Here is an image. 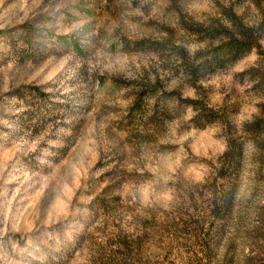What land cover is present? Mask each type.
Instances as JSON below:
<instances>
[{
  "label": "rangeland",
  "instance_id": "rangeland-1",
  "mask_svg": "<svg viewBox=\"0 0 264 264\" xmlns=\"http://www.w3.org/2000/svg\"><path fill=\"white\" fill-rule=\"evenodd\" d=\"M0 264H264V0H0Z\"/></svg>",
  "mask_w": 264,
  "mask_h": 264
},
{
  "label": "trees",
  "instance_id": "trees-1",
  "mask_svg": "<svg viewBox=\"0 0 264 264\" xmlns=\"http://www.w3.org/2000/svg\"><path fill=\"white\" fill-rule=\"evenodd\" d=\"M230 17L232 19L231 26L212 25L206 30H197V33L205 32L209 40H215L217 38L223 39L220 44L214 48L211 57L206 60V67L234 62L251 52L253 48L256 47L260 49V45L253 30L251 28L242 27L235 15L232 14ZM228 152L233 155L234 147Z\"/></svg>",
  "mask_w": 264,
  "mask_h": 264
}]
</instances>
